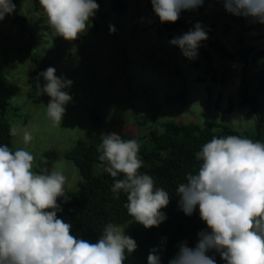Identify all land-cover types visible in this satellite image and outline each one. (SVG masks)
<instances>
[{
    "label": "clouds",
    "instance_id": "clouds-1",
    "mask_svg": "<svg viewBox=\"0 0 264 264\" xmlns=\"http://www.w3.org/2000/svg\"><path fill=\"white\" fill-rule=\"evenodd\" d=\"M161 23H175L183 11H195L205 0H150ZM225 11L264 24V0H222ZM49 27L56 36L73 41L85 34L91 18L99 10L96 0H39ZM15 10L12 0H0V21ZM109 31L115 28L109 25ZM208 28L196 21L188 31L169 43L182 55L194 59L201 42L208 39ZM49 66L38 74L45 83L40 94L47 95V119L61 125L72 96L66 89L72 81L55 74ZM12 137L27 145L33 140L27 125L12 124ZM99 160L113 178L115 198L126 194L124 207L132 221L144 228L158 227L167 219L162 209L170 194L157 187L152 176L140 172L143 161L136 139H123L117 132L104 133L97 146ZM200 161L195 173L176 188L177 205L186 216L198 208L207 228L197 233L189 247L181 241L168 264H216L219 254L225 264H264V142L237 135L213 136L196 153ZM36 162L25 148L11 150L0 145V264H124L137 248L124 228L107 223L96 242L72 234V225L59 218L58 199L67 201L66 176L59 169L49 171ZM122 177V178H121ZM162 245L153 247L147 264H161Z\"/></svg>",
    "mask_w": 264,
    "mask_h": 264
},
{
    "label": "rangeland",
    "instance_id": "rangeland-1",
    "mask_svg": "<svg viewBox=\"0 0 264 264\" xmlns=\"http://www.w3.org/2000/svg\"><path fill=\"white\" fill-rule=\"evenodd\" d=\"M126 2V11L120 14L111 11V0H104L91 18L88 31L73 41L56 36L35 0H16L14 12L0 21V115L4 108L9 125H27L33 135L27 145L21 137H12V146L32 152L36 162L44 151L56 150L50 171L61 170L69 190L77 188L81 176L65 152L89 133L103 136L115 131L147 136L165 119H210L242 130H253L255 125L254 114L239 96L243 86L240 64L207 45V40L216 38L230 50L241 47L237 34L240 24L225 11L222 0H205L197 10L183 13L189 29L200 21L209 30L194 59L169 43L178 34L165 29L148 7L149 0ZM244 18L242 42L263 52L255 63L264 68V24ZM109 25L114 26V32L109 31ZM251 58L249 55L245 78L254 89L255 65ZM49 66L56 69L57 76L73 82L66 89L72 101L66 105L59 126L47 119L49 97L40 94L45 81L36 75ZM180 92L184 93L182 104L170 99ZM258 96L264 107V89ZM36 97L39 101L34 100ZM230 103V111L225 112ZM119 226L130 236L141 224L131 218ZM124 264H136L132 253Z\"/></svg>",
    "mask_w": 264,
    "mask_h": 264
},
{
    "label": "trees",
    "instance_id": "trees-1",
    "mask_svg": "<svg viewBox=\"0 0 264 264\" xmlns=\"http://www.w3.org/2000/svg\"><path fill=\"white\" fill-rule=\"evenodd\" d=\"M103 1L96 0L99 7ZM12 2L16 5V0ZM35 2L38 3L39 0ZM148 7L152 11L150 0ZM126 9V0H111V11L123 14ZM183 13L184 11L175 23L165 22V29L175 31L178 35L188 31L189 21ZM232 19L240 24L237 34L241 47L230 50L216 38L207 40V45L216 49L223 57L240 64L243 86L239 96L241 103L246 104L254 114L253 130L236 129L210 119H204L201 122H178L165 119L158 127L150 130L147 136H137L127 132L119 133L125 140H138L139 155L143 161L140 172L152 176L156 186L164 188L171 197L168 206L162 209L167 216L164 222L158 227L146 229L141 225L131 231L130 237L137 243L136 250L132 252L136 264H147L149 250L161 245L163 247L160 253L161 264H168V260L175 255L181 241H186L189 247H194L198 239L197 233L207 228L199 217L198 208L191 216H186L179 210L177 205L179 197L176 192L178 185L185 182L187 174L195 173L198 169L200 161L197 160L196 153L204 143L213 136L226 135H237L264 142V107L260 104L258 96L259 92L264 89V68L262 64L255 63L263 52L256 50L251 44L242 42L246 30V19L237 15H232ZM156 31L161 32L160 29ZM202 53L207 59H211L206 49H202ZM249 55L252 56L251 61L255 65L252 77L255 83L254 89L249 88L245 78L249 67ZM35 61L40 62V59L35 56ZM40 71L36 72V75ZM170 99L182 104L184 93L180 92L175 96H170ZM34 100L39 101L38 97ZM219 101L220 96L215 101L217 108ZM231 107L230 103L224 111L229 112ZM4 111L3 108L0 115V145L7 144L11 150H15L12 146V136L9 134L10 125L4 118ZM92 117L96 118V115L92 114ZM101 140L102 136L99 134L89 133L86 138L77 139L73 146L65 152V157L77 166L81 180L75 190L65 187L67 201L62 198L57 201L62 208L57 216L71 223L72 234L93 243L96 242L107 223L120 225L132 218L124 207L127 202L126 194L121 192L119 198H115V194L111 191L113 178L104 170L106 165L99 160L100 153L97 152V146ZM41 156L47 158L46 164L41 167H46L50 171L52 163L57 158V151L54 149L44 151L37 159L38 164ZM208 254L214 255L216 264H225L219 254L213 252Z\"/></svg>",
    "mask_w": 264,
    "mask_h": 264
}]
</instances>
